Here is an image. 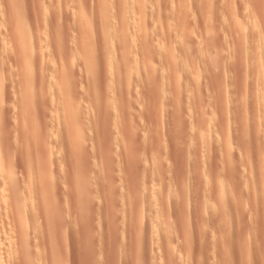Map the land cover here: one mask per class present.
Instances as JSON below:
<instances>
[{
  "label": "rangeland",
  "instance_id": "374dc122",
  "mask_svg": "<svg viewBox=\"0 0 264 264\" xmlns=\"http://www.w3.org/2000/svg\"><path fill=\"white\" fill-rule=\"evenodd\" d=\"M106 1L0 0V264H264V0Z\"/></svg>",
  "mask_w": 264,
  "mask_h": 264
},
{
  "label": "bare ground",
  "instance_id": "6f19581e",
  "mask_svg": "<svg viewBox=\"0 0 264 264\" xmlns=\"http://www.w3.org/2000/svg\"><path fill=\"white\" fill-rule=\"evenodd\" d=\"M61 1H62V0H61ZM105 1H106V0H105ZM110 1H111V0H110ZM106 2H107V1H106ZM136 2H137L138 5H139V7H137V9H138V8H139L140 10H144V9H145V4L147 3L146 0H136ZM60 3H61V2H60ZM60 3H59V8H60ZM132 3H133V1H132ZM134 3H135V2H134ZM64 4H65V3H64ZM109 4H110V3H109ZM131 5H132V4H131ZM157 5H158V4H157ZM129 7H130V6H129ZM129 7H128V9H130ZM134 7H136L135 4H134ZM134 7H133V9H134ZM108 9H109V8H108ZM145 10H146V9H145ZM135 11H136V10H135ZM181 12H182V11H181ZM181 12H180V13H181ZM59 14H60V13H59ZM110 14H111V13H110ZM124 14H125V12H124ZM124 14H123V15H124ZM126 14H127V13H126ZM183 14H184V13H183ZM185 15H187V14H185ZM127 16H128V15H127ZM179 16H180V15H179ZM179 16H178V17H179ZM46 17H47V16H46ZM125 17H126V16H125ZM130 18H131V17H130ZM125 19H126V18H125ZM178 19H179V18H178ZM145 20H146V19H145ZM122 21H123V20H122ZM181 21H182V20H181ZM143 22H144V21H143ZM147 23H148V21H147ZM127 24H128V23H127ZM124 25H125V24H124ZM184 25H185V24H184ZM126 27H127V26H126ZM124 28H125V27H124ZM136 28H137V27H136ZM184 28H185V27H184ZM254 28H255V27H254ZM138 29H139L141 32H142V31L145 32L144 26H143L142 24L140 25V23H139ZM186 29H187V28H186ZM136 30H137V29H136ZM139 30H138V31H139ZM125 32H126V31H125ZM127 32H128V31H127ZM141 32H140V33H141ZM134 33H135V32H134ZM126 34H127V33H126ZM141 34H142V33H141ZM46 35H47V34H46ZM123 36H125V35H123ZM127 36H128V35H127ZM144 37H145V36H144ZM87 38H88V37H87ZM122 39H124V38H122ZM136 39H137V38H136ZM184 39H185V38H184ZM262 39H263V38H262ZM126 40H127V39H126ZM140 40H141V38H140ZM125 42H126V41H123V43H125ZM140 42H141V41H140ZM131 43H132V42H131ZM134 43H135V42H134ZM137 43H138V42H137ZM262 43H264V42H262ZM68 44H69V43H68ZM125 44H126V43H125ZM125 44H123V45L121 44V45L124 46V47L126 48L127 45H125ZM183 44H184V43H183ZM117 45H118V44H117ZM167 46H168V45H167ZM167 46H166V47H167ZM64 47H65V46H64ZM169 48H170V47H169ZM61 50H62V49H61ZM63 50H64V49H63ZM59 52H60V51H59ZM77 52H78V51H77ZM60 53H61V52H60ZM62 53H63V52H62ZM57 54H58V53H57ZM90 55H91V54H90ZM48 56H49V55H48ZM79 56H80V55H79ZM59 58H60V57H59ZM64 58H65V56H64ZM57 59H58V58H57ZM166 59H167V57H166ZM48 60H50V59H48ZM68 60H69V59H68ZM51 61H52V60H51ZM64 62H65V61H64ZM81 62H82V61H81ZM55 63H56V62H55ZM62 63H63V62H62ZM76 63H77V62H76ZM72 64H73V63H72ZM44 65H45V64H44ZM86 66H87V65H86ZM53 67H54V66H53ZM53 67H52V68H53ZM65 67H66V65H65ZM88 67H89V66H88ZM46 69H47V68H46ZM56 69H57V68H56ZM63 69H65V68H63ZM59 70H61V69H59ZM53 72H54V70H53ZM61 73H62V72H61ZM65 73H66V71H65ZM52 74H53V73H52ZM69 74H71V73H69ZM48 75H49V74H48ZM63 75H64V74H63ZM71 76H72V75H71ZM56 77H57V76H56ZM64 77H66V75H64ZM64 77H63V79H64ZM48 78H49V77H48ZM86 78H87V77H86ZM65 79H67V78H65ZM68 79L70 80V77H68ZM44 80H45V79H44ZM50 80H51V79H50ZM58 81H59V80H58ZM60 81H61V80H60ZM62 81H63V80H62ZM62 81H61V82H62ZM43 82H44V81H43ZM65 82L67 83L68 80L65 81ZM62 83L64 84V81H63ZM67 84H69V83H67ZM69 85H70V84H69ZM67 86H68V85H66V87H67ZM58 87H61V86H58ZM68 87H69V86H68ZM64 88H65V87H64ZM61 89H62V88H61ZM61 89H60V90L58 89L60 93L63 91V89H62V91H61ZM66 89H67V88H66ZM68 89L73 90L72 87H71V88H68ZM53 90H54V89H53ZM55 90H56V89H55ZM65 91H67V90H65ZM57 92H58V91H57ZM57 92H56V93H57ZM72 92H73V91H72ZM65 93H66V92H65ZM68 93H69V92H68ZM58 94H59V93H58ZM61 94H62V93H61ZM69 94H70V93H69ZM72 94H73V93H72ZM57 96H58V95H57ZM70 96H71V95H70ZM59 97H60V95H59ZM189 99H190V98H189ZM179 101H180V100H179ZM186 103H187V102H186ZM188 103H189V101H188ZM186 105H187V104H186ZM70 107H71V105H70ZM188 107H190L189 104H188ZM191 107H192V106H191ZM64 108H65V107H64ZM71 109H72V107H71ZM179 109H180V108H179ZM63 110H64V109H63ZM67 110H68V109H67ZM69 110H70V108H69ZM65 111H66V110H64V113H65ZM58 112H59V111H58ZM178 113H179V112H178ZM60 114H61V113H60ZM60 114H59V115H60ZM69 114H70V113H69ZM62 117H64V116H62ZM64 120H65V119H64ZM69 120H70V119H69ZM62 122H63V121H62ZM208 122H209V121H208ZM219 123H220V122H219ZM197 124H198V123H197ZM62 125H63V124H62ZM64 126H65V123H64ZM68 128L70 129L69 126H68ZM213 128H214V127H213ZM210 129H211V128H210ZM219 129H220V128H219ZM202 130H203V128H202ZM202 130L200 131L201 133H202ZM221 130H222V129H221ZM197 131H199V130H197ZM203 131H204V130H203ZM210 131H211V130H210ZM197 133H198V132H197ZM68 134H69V132H68ZM199 134H200V133H199ZM204 134H205V133H204ZM204 134H203V135H204ZM211 134H212V133H211ZM219 134L221 135L220 132H219ZM44 135H45V134H44ZM214 135H215V134H214ZM68 137H69V136H68ZM220 139H221V138H220ZM67 140H68V139H67ZM68 141H69V143H70V140H68ZM220 141H221V140H220ZM222 143H223V142H222ZM73 144H74V143H73ZM202 146H203V145H202ZM70 147H71V146H70ZM204 149H205V148H204ZM201 150H202V149H201ZM204 152H205V150H204ZM204 152H203V153H204ZM227 152H228V151H227ZM203 153H202V154H203ZM43 154H44V153H43ZM198 154H199V153H198ZM205 155L207 156V154H205ZM202 156H203V155H202ZM125 157H126V156H125ZM201 158H202V157H201ZM203 158H204V157H203ZM207 158H208V156H207ZM203 160H204V159H203ZM204 162H205V161H204ZM262 162H263V161H262ZM205 164H206V163H205ZM40 165H41V164H40ZM75 165H76V164H75ZM99 165H100V164H99ZM77 168H78V167H77ZM41 170H42V169H41ZM41 170L38 169V171H41ZM43 170H44V169H43ZM72 171H73V170H72ZM42 172L45 173V171H42ZM42 172H41V173H42ZM202 172H203V171H202ZM206 172H207V171H206ZM37 173H38V172H37ZM43 173H42V174H39V176H40L39 178H41V175H43V177H46V175L43 174ZM2 177H3V176H2ZM151 177H152V176H151ZM216 177H217V176H216ZM3 178H4V177H3ZM36 178H37V177H36ZM1 179H2V178H1ZM43 179H44V178H42V180H43ZM4 180H5V179H4ZM4 180L2 181L3 184H2V186H1V188L3 187L4 184H6V183H5L6 180H5V181H4ZM7 180H8V179H7ZM42 180H41V181H42ZM46 180H47V178H46ZM79 180H80V179H79ZM81 180H82V179H81ZM33 181H36V180H33ZM38 181L40 182V180H38ZM38 181H37V182H38ZM44 181H45V179H44ZM151 181H152V180H151ZM30 182H32V181H30ZM37 182H36V183H37ZM45 182H47V181H45ZM45 182L43 183V181H42V184H45V186H46L47 183H45ZM207 182H208V180H207ZM8 183H10V182H7V184H8ZM36 183H35V184H34V183L31 184V187H30V191H31V193H32V195H33V196L31 195V196H32V199H31V197H30V201H31V203H33L32 201L35 200V199H33V198H34V193L32 192V191H33V189H32L33 186H32V185H35V187H39V189H40L39 194H42V191H41V190L44 189V187H43L40 183H38L37 185L40 184V186L42 187V189L40 188V186H37ZM28 184H29V183H28ZM220 184H221V183H220ZM0 185H1V183H0ZM8 186H9V185H8ZM8 186H7L6 188H9ZM13 187H14V186H13ZM16 187H17V186H15V187L12 188V189H15ZM170 187H171V186H170ZM207 187H208V186H207ZM207 187H206V188H207ZM33 188H34V187H33ZM47 188H48V187H47ZM158 188H159V187H158ZM10 189H11V188H10ZM34 189H35V191H36V188H34ZM204 189H205V188H204ZM5 190H6V189H4V192H3V193H1V191H0V193H1V195H2V198L0 199V201H1L0 203H2V200H3V197H4L3 194L5 193ZM8 190H9V189H8ZM15 190H17V189H15ZM48 190H49V189H48ZM10 191H11V190H10ZM10 191L7 192V193H10V194H6V195H7V196H6V203H8L7 201H9V200L11 199V197H10V198L8 197V195L11 196V192H10ZM30 191H29V192H30ZM38 191H39V190H37V192H38ZM43 191H45V190H43ZM46 191H47V190H46ZM206 191H207V190H206ZM15 192H17V191H14V193H15ZM37 192H36V193H37ZM210 192H211V191H210ZM14 193H13V194H14ZM36 193H35V195L38 194V193H37V194H36ZM157 193H158V192H157ZM202 193H203V192H202ZM262 193H263V192H262ZM47 194H48V191H47V193H45V197L48 198ZM209 194H210V193H209ZM209 194H208V195H209ZM211 194H212V193H211ZM17 195H18V193H17ZM203 195H204V194H203ZM15 196H16V195H15ZM204 196H205V195H204ZM222 196H223V195H222ZM35 197H36V196H35ZM185 197H186V196H185ZM7 198H8L9 200H8ZM16 198H17V197H16ZM139 198H140V197H139ZM179 198H182V197H179ZM22 199H23V198H22ZM42 199H44V198H42ZM169 199H170V198H169ZM44 200H46V199H44ZM19 202H20V201H19ZM45 202H46V203H45V207H46V204H48V202H47V201H45ZM150 202H151V201H150ZM253 202H254V201H253ZM15 203H16V199H15ZM15 203H14V204H15ZM29 203H30V202H29ZM31 203H30V204H31ZM179 203H180V202H179ZM205 203H206V202H205ZM207 203H208V202H207ZM210 203H211V202H210ZM257 203H258V202H257ZM8 204L11 205V200L9 201ZM8 204H6V208H7V207L9 208L10 205H8ZM14 204H13V205H14ZM19 204H20V203H19ZM23 204H24V203H23ZM161 204H162V203H161ZM13 205H12V207H11V208H12V209H11V212H12V214H13V216H12V220H11V222H12V227H13V220L16 219L14 216H15V215L17 216V212H18V206L15 208V209H17V212H16V210H13V208H14ZM16 205H17V203H16ZM16 205H15V206H16ZM31 205H33V204H31ZM155 205H156V204H155ZM166 205H167V204H166ZM166 205H165V206H166ZM201 205H206V204L201 203ZM2 206H3V205H2ZM28 206L30 207L29 204H28ZM28 206H27V207H28ZM34 206L36 207V205H33V207H34ZM157 206H158V205H157ZM179 206H180V205H179ZM217 206H218V205H217ZM20 207H21V206H20ZM33 207H32V208H33ZM159 207H160V205H159ZM213 207H214V206H213ZM8 208H7V211H9ZM142 208H143V207H142ZM4 210H6V209H4ZM12 210H13V211H12ZM24 210H26V209H24ZM45 210H47V209H45ZM222 210H223V209H221L220 211L222 212ZM230 210H231V209H230ZM14 211L16 212V214H14ZM22 211H23V210H22ZM22 211H21V212H22ZM29 211H31V210H29ZM32 211H34V208H33ZM47 211H48V210H47ZM47 211H46V212H47ZM180 211H181V209H180ZM185 211H186V208H185ZM185 211H184L182 214H184ZM210 211H213L214 214H218V213H219V212H218V211H219L218 208H213V210H210ZM226 211H227V210H226ZM234 211H235V210H234ZM37 212H38V211H37ZM207 212H208V211H207ZM221 212H220V213H221ZM223 212H225V211H223ZM223 212H222V213H223ZM227 212H229V214H230V211H227ZM33 213H34V212H33ZM186 213H187V212H186ZM8 214H9V212H8ZM21 215H22V216H24V215L26 216L25 211H24V215H23V212L21 213ZM37 215H38V214H37ZM186 215H187V214H186ZM212 215H213V214H212ZM218 215H220V216L222 215V216H223V214H218ZM224 215H225V214H224ZM239 215H240V214H239ZM2 216H3V215H2ZM2 216H1V218H3ZM22 216H21V218H22V220H24ZM35 216H36V215H35ZM159 216H160V215H159ZM161 216H162V215H161ZM163 216H164V215H163ZM225 216H226V215H225ZM261 217H262V216H261ZM19 218H20V217H19ZM26 218H27V217H26ZM36 218H38V217H36ZM36 218H34V220H35ZM154 218H155V217H154ZM38 219L40 220V218H38ZM160 219H161V218H159V220H160ZM22 220H21V221H22ZM25 220H26V219H25ZM148 220H149V219H148ZM35 221H36V220H35ZM160 221H161V220H160ZM1 222H2V221H1ZM39 222H40V221H39ZM150 222H151V221H150ZM18 223L20 224V221H19ZM36 223H37V222H36ZM40 223H41V222H40ZM160 224H161V223H160ZM0 225H1V224H0ZM37 225H38V224H37ZM40 225H41V224H40ZM19 226H21V225H19ZM37 227H38V226H37ZM21 228H22V227H21ZM38 228H39V227H38ZM39 229H40V228H39ZM35 231H36V230H35ZM15 234H16V233H15ZM159 234H160V233H159ZM138 235H139V234H138ZM140 235H141V234H140ZM15 236H16V235H15ZM13 238H14V237H13ZM13 238H12V239H13ZM23 238H24V236H23ZM139 238H140V237H139ZM141 238H142V237H141ZM166 239H167V237H166ZM23 240H24V239H23ZM27 240H28V239L25 240V241H26L25 243L28 242ZM139 240H140V239H139ZM139 240H138V241H139ZM151 241H152V240H151ZM139 242H140V241H139ZM167 242H168V241H167ZM9 243H10V242H9ZM142 243H143V242H142ZM142 245H143V244H142ZM142 245H141V246H142ZM139 246H140V245H139ZM245 246H246V245H245ZM139 248H141V247H139ZM139 248H138V249H139ZM244 248H245V247H244ZM140 251H141V250H140ZM138 252H139V251H138ZM138 252H137V253H138ZM163 253H164V252H163ZM12 257H13V256H12ZM16 257H18V259H19V256H16ZM138 257H139V256H138ZM155 257H156V256H155ZM160 257H161V256H160ZM231 257H232V256H231ZM231 257L229 256V258H231ZM140 258H141V256H140ZM140 258H139V259H140ZM170 258H171V256H170ZM170 258H169V259H170ZM188 258H190V257H188ZM226 258H227V257H226ZM229 258H227V259H229ZM13 259H15V256H14ZM137 259H138V258H137ZM155 259L158 260V257L155 258ZM155 259H153V261H154ZM181 259H182V258H181ZM227 259H226V260H227ZM231 259H232V261H233V257H232ZM231 259L227 260L228 262H227V261L224 262V264H225V263L232 264ZM253 259H254V258H253ZM11 260H12V258H11ZM130 260H131V259H130ZM140 260H141V259H140ZM161 260H164V259L161 258ZM166 260H167V259H166ZM172 260H173V259H172ZM202 260H203V259H202ZM202 260H201V261H202ZM13 261H14V260H13ZM136 261H137V260H136ZM138 261H139V260H138ZM159 261H160V260H159ZM184 261H185V260H184ZM187 261H188L189 264H190V263H191V262H190V261H191V258H190V260L187 259ZM201 261H200V262H201ZM203 261H204V260H203ZM203 261L201 262V264H202V263L204 264L205 261H204V262H203ZM249 261H251V260H249ZM249 261H248V263H249ZM180 262H181V261H180ZM188 262H187V263H188ZM198 262H199V261H198ZM229 262H230V263H229ZM254 262H255V261H254ZM154 263H155V262H154ZM176 263H177V262H176ZM184 263H185V262H184ZM196 263H197V262H196ZM1 264H2V263H1ZM139 264H140V263H139ZM150 264H151V262H150ZM159 264H160V263H159ZM162 264H163V262H162ZM180 264H181V263H180ZM182 264H183V263H182Z\"/></svg>",
  "mask_w": 264,
  "mask_h": 264
}]
</instances>
